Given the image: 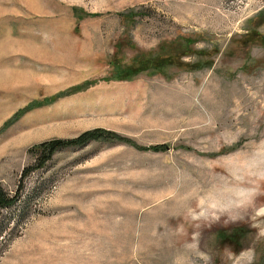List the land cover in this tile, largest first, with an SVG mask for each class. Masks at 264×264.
Listing matches in <instances>:
<instances>
[{
  "label": "rangeland",
  "instance_id": "1",
  "mask_svg": "<svg viewBox=\"0 0 264 264\" xmlns=\"http://www.w3.org/2000/svg\"><path fill=\"white\" fill-rule=\"evenodd\" d=\"M0 183V264H264V0H0Z\"/></svg>",
  "mask_w": 264,
  "mask_h": 264
},
{
  "label": "trees",
  "instance_id": "2",
  "mask_svg": "<svg viewBox=\"0 0 264 264\" xmlns=\"http://www.w3.org/2000/svg\"><path fill=\"white\" fill-rule=\"evenodd\" d=\"M150 59H152L150 57ZM155 57L153 56V60ZM152 60V61H153ZM114 135L120 139L110 129H104L102 127H95L91 130L85 131L80 137L76 138H63V137H51L48 139L41 140L32 145L31 149L36 154L38 162L33 165H28L23 168L21 172V179L23 180L32 170L41 167L46 161L50 160L53 154L60 148L74 144H85L90 139H106L114 140ZM153 149L161 148V145H150L148 146ZM19 196V191L14 194H9L0 183V207H9L16 202Z\"/></svg>",
  "mask_w": 264,
  "mask_h": 264
}]
</instances>
